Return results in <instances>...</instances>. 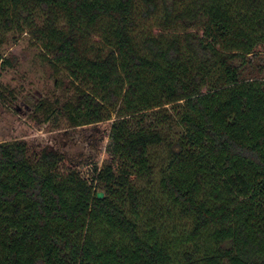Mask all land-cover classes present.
<instances>
[{"label": "trees", "instance_id": "16d2710c", "mask_svg": "<svg viewBox=\"0 0 264 264\" xmlns=\"http://www.w3.org/2000/svg\"><path fill=\"white\" fill-rule=\"evenodd\" d=\"M25 29L81 85L73 126L116 114L112 162L0 143V264H264V0H0V42Z\"/></svg>", "mask_w": 264, "mask_h": 264}, {"label": "rangeland", "instance_id": "374dc122", "mask_svg": "<svg viewBox=\"0 0 264 264\" xmlns=\"http://www.w3.org/2000/svg\"><path fill=\"white\" fill-rule=\"evenodd\" d=\"M41 25L42 22L38 21ZM0 42V143L23 140L31 154L44 148L55 151L63 167L77 170L84 178L96 177V167L110 164L107 152L110 121L73 126L68 106L79 104L81 85L68 71L50 63L30 29L9 32ZM240 64V57L234 58ZM264 77V52L247 57L241 66V78ZM153 118L148 116V120ZM154 120V118H153ZM181 130H167L168 140ZM166 144L155 147L156 164H163ZM100 192L102 183L96 182Z\"/></svg>", "mask_w": 264, "mask_h": 264}, {"label": "water", "instance_id": "95a60500", "mask_svg": "<svg viewBox=\"0 0 264 264\" xmlns=\"http://www.w3.org/2000/svg\"><path fill=\"white\" fill-rule=\"evenodd\" d=\"M98 196H99L100 198H102V197L104 196V192H99V193H98Z\"/></svg>", "mask_w": 264, "mask_h": 264}]
</instances>
